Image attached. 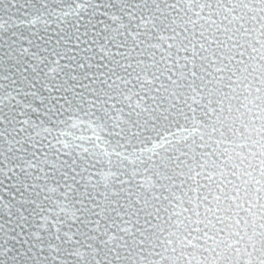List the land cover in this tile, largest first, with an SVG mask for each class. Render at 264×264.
I'll use <instances>...</instances> for the list:
<instances>
[{"label":"snow or ice","instance_id":"6c2138e0","mask_svg":"<svg viewBox=\"0 0 264 264\" xmlns=\"http://www.w3.org/2000/svg\"><path fill=\"white\" fill-rule=\"evenodd\" d=\"M254 5H258L257 12H264V0H230V3L216 0L215 6L207 0L195 7L201 12L207 8L208 19H211L213 11L218 9L235 13L237 6L252 8ZM26 6L15 8L13 4L5 3L4 13L9 16V22L13 20V9L18 13ZM103 7H118L128 17L127 25L122 23L120 28L114 29L115 35L104 29L103 59L99 63L91 56L67 58L70 80L80 91L65 89V93L71 92V95L58 97L59 107L48 109V113L51 123L56 126L67 128L75 127L77 123H89L106 136L102 138L97 133L96 142L87 143H69L52 137L60 147L48 141V149L53 153L51 162L45 155L43 164L37 163L43 179L51 180L56 186L47 191L63 188L65 199L69 192L74 195L71 210L66 209L62 201L55 202V208L74 217L86 229L80 233L85 241L95 243L84 244V252L62 247L72 243L70 240L46 244L40 232L48 229L47 216L41 217L37 231L30 232L26 227L28 217L35 212L30 209L43 189L36 183L21 180L9 185L15 189L14 203L8 206L7 219L0 226L3 241L0 243V264H164V261L180 264L178 257L167 253L170 249L176 253V245L182 243L179 238L181 224L189 234L203 231L205 245L201 247L210 255L198 264H241V261L243 264H264V63L251 70L246 64V60L253 64L264 61V17L259 18L260 27L256 29L255 45L259 48L249 44L246 50L245 45L236 43L230 34L227 39L233 41L231 44L206 36V30L200 29L197 34L195 21L190 18L185 21L180 15L184 11L181 0H151V3L148 0H121L119 6L108 4ZM192 8L189 0L188 11ZM145 13L152 16L155 31L172 34L160 37L173 41L168 48L127 39L137 16L143 22ZM196 15L199 17L200 13ZM233 18L239 19L242 27L246 23L242 16L234 15ZM188 23L193 25V30H188ZM15 26L13 23L12 27ZM135 27L139 29L140 23ZM181 28L183 31L179 30ZM249 31L243 27L244 34ZM223 32L228 29L223 28ZM101 35L89 19L83 25L78 24L76 31L63 39L74 42V51L87 54L93 52ZM109 46L114 51H110ZM213 46L216 50L210 51ZM8 48L11 49V45ZM149 48L161 49L159 59L155 52L148 51ZM11 56L10 50L5 52L6 58ZM3 123L11 128V131L6 127L0 132L7 146L2 153L7 161L8 153L13 152L12 143L21 144L13 132L16 131L15 124L22 122L13 111L3 115ZM190 125L200 127L199 142L193 138L188 143L196 130ZM35 127L33 125V130ZM172 128L178 131L172 132ZM45 131L51 134L52 129ZM162 132L172 139L161 137L163 143L142 149L139 156L129 152L125 158L118 151L137 143L146 144L154 133L160 137ZM217 135L219 140H215ZM209 141L215 145L232 144L237 151L217 162L214 159L218 155L217 149ZM157 147L160 152L156 151ZM209 148L212 151H207ZM113 156L117 157L115 161ZM32 159L37 160L35 151ZM125 159L134 161L131 170L124 163ZM29 167H32L31 163ZM105 167L109 169L107 172ZM218 167H226L239 183L224 176L223 186L218 187L231 203L225 209L217 207L214 210L208 204L211 184L202 181H211L215 173L210 169ZM140 175L144 183H134L133 177ZM109 177H114V182ZM39 178L38 172L36 179ZM49 198L45 196V199ZM215 199L219 200V197ZM185 204L191 206L184 207ZM201 207L205 212L204 220L200 219ZM177 208L181 211H176ZM221 211L230 212L229 219L234 217L235 224L218 227L223 222L222 217L216 216L215 222L210 217ZM182 213L189 215L181 219ZM50 215H57L55 209ZM192 216L196 217L195 221L191 220ZM62 222L57 215L52 226ZM192 223L197 227L193 229ZM201 223L205 230L200 229ZM56 233L55 239L60 240L58 227ZM183 255L181 251L180 256ZM73 256L76 259L70 260Z\"/></svg>","mask_w":264,"mask_h":264},{"label":"water","instance_id":"95a60500","mask_svg":"<svg viewBox=\"0 0 264 264\" xmlns=\"http://www.w3.org/2000/svg\"><path fill=\"white\" fill-rule=\"evenodd\" d=\"M151 3V0H148ZM184 11L180 13L184 17L185 21L189 18L195 21L197 34L199 30H206L205 35L214 39L223 40L227 44L233 43L232 40H228L227 37L230 34L236 43L245 45L246 50L249 44L255 45V37L257 35L256 29L260 27V17H264V12H257L255 10L258 5H254L252 8H245L237 6L235 13L226 12L224 9H218L219 15L216 11H213L212 18L208 19L209 10L207 8L201 10L195 5L199 2H207V0H191L193 8L188 11L189 0H181ZM215 6L216 0H211ZM225 3H230V0H224ZM13 4L15 8H20L21 5H27L20 9V12L16 13L14 9L13 20L9 22V16L5 15L3 5ZM113 4L119 6L121 0H0V132H3L7 126L3 123V115L15 112L17 119L22 123L15 124V132L13 135L16 139L21 141V144L12 143L13 152L8 153L9 159L4 160L3 152L7 147L0 137V226H3L7 219L8 206L13 204L12 195L15 189L9 187L14 182L19 183L21 180H26L28 184L36 183L43 191L41 195L36 197V203L32 205V209L35 210L34 214L28 217L29 225L28 230L30 232L37 231L36 225L42 223L41 217L47 216L48 229L42 230L40 235L47 244L49 241L53 244L60 243L61 240H70L72 243L62 245V247L71 248L80 252L85 251L83 246L86 243H95V241H85L84 236L80 233L86 231L74 217L70 214L65 215L59 209L55 208V202L62 201L66 209L71 210L75 203L73 193L67 194V199L62 195L63 188L57 189L55 192L47 191L48 188H55V184L43 179V172L38 168L37 163L43 164L45 155L49 162H51L53 153L48 149V141H51L55 147L57 145L52 137H57L59 140L69 143H87L89 141L96 142V135L99 133L102 138L106 136L105 133L94 130V125L89 123H77L75 127H67L64 125L56 126L51 123V116L48 113V109L58 108L60 101L57 99L62 95H71V92L65 93V89L72 88L74 91H80L78 87L74 86V82L70 80V68L67 66L69 61L68 57H75L76 59H86L87 56H91L93 61L99 63L102 57V49L104 47L103 32L107 28L111 35H115L114 29L120 28L121 24L127 25L128 17L119 11V8H105L104 5ZM231 6V5H229ZM200 13L198 17L196 13ZM26 13V14H25ZM243 17L246 22L243 27H247L250 31L248 34L243 33V27L239 19H234L233 16ZM19 16V19L16 17ZM256 17V20L252 18ZM89 19L91 23L96 25V31L102 35L98 39L94 46V50L91 53H81L78 50H73V44L68 43L63 39L69 35H72L76 31L77 25H83ZM100 21V23H98ZM152 16L148 13L144 14L143 22L140 21L139 15L137 20L133 22V27L129 31L131 34L127 37L129 41L142 40L149 44H159L161 48L166 49L171 40H162V35L171 36L170 32L161 33L152 28ZM213 21H215L213 23ZM8 22V23H6ZM15 27H12V24ZM140 23V28L136 29L135 25ZM187 28L189 31L193 30V25L188 23ZM223 28H227L228 32H223ZM124 29H121L123 31ZM183 31V28L179 29ZM83 31V28H81ZM91 29L89 32L91 34ZM137 32L139 36L137 37ZM151 33V35H148ZM123 38V37H121ZM179 39V38H177ZM264 39V38H262ZM11 45V49L8 48ZM259 48V45H255ZM11 51L12 56L5 57L6 51ZM26 50V51H25ZM110 51H114L109 46ZM216 50L213 46L210 51ZM148 51L155 52L156 58L159 59L161 49L149 48ZM175 52V49H172ZM250 51V49H249ZM252 55H257L252 53ZM247 59V57H245ZM259 61L253 64L251 61L246 60V64L249 65V69L252 67H259ZM6 68H10V71H5ZM79 71V69H77ZM227 75V73L225 74ZM259 75V73H254ZM8 76L9 79H4ZM77 79H80L78 76ZM15 81V83H13ZM56 89H60L57 91ZM243 93V89H240ZM253 95L255 92L253 90ZM247 95V93H243ZM243 95L241 99L243 100ZM247 103V101H245ZM251 106V105H249ZM30 121L31 123H27ZM35 125V130H33ZM195 127V132L189 138L188 143L194 138L197 142L200 141L201 129L199 126L190 125ZM24 129L21 131V129ZM51 128V134L45 131V129ZM172 132H177V128H172ZM210 131V130H209ZM16 133H19L18 135ZM38 133V134H37ZM187 135V133H185ZM161 137H167L169 140L171 136L166 132H162L158 137L154 133L149 138L148 143H137L134 147H127L125 149H118L122 152L123 157H127L129 152H135L137 156L141 154V150L145 148H152L159 143H163ZM83 138V139H80ZM207 139V137H205ZM220 137L215 136V140H219ZM217 149L218 155L214 159L219 162L221 159L229 155H235L237 149L234 145L229 143H220L219 145L213 144V141H209ZM43 144V147H41ZM35 145V148H33ZM167 147V145H165ZM24 149L23 151H17V149ZM35 151L37 160L32 159V153ZM157 152H160V148H156ZM212 151V148L207 149ZM222 154V155H220ZM150 156L151 153H148ZM117 157L113 156L115 161ZM147 159V157H145ZM29 163L32 167H29ZM124 163L127 164L128 169L134 165V161L131 159H125ZM138 165V162H135ZM109 169L104 168L107 172ZM94 171V170H93ZM116 171L115 168L112 169ZM215 175L212 176L211 181H202V183L211 184L212 191L208 194V204L214 210L219 207L221 209L227 208L231 203L224 198V192L221 191L223 186L224 176H228L234 183H239L235 177L228 173L226 167H218L210 169ZM40 173V178L36 179L37 173ZM98 178V177H97ZM114 182V177H109ZM134 183L143 184L144 178L142 175L133 177ZM220 185L221 187H218ZM203 191V190H202ZM226 191V189H225ZM233 196L235 192L231 193ZM45 196L50 197L45 199ZM219 197V200L215 197ZM17 199L19 196L17 194ZM186 199V198H185ZM79 206L78 204L76 205ZM191 205L185 204L184 207H190ZM55 209L56 214L62 223L53 227V221L57 219V215H50V212ZM14 210V209H13ZM176 211H181L177 208ZM200 219L204 220L205 212L203 207L200 208ZM188 213H182L181 219L188 216ZM244 215V213H241ZM216 216L222 217V224L217 225L223 227L228 224H235V218L229 219L232 214L230 212H216L215 216L210 218L215 222ZM175 219V218H174ZM192 221L196 220L195 216L191 217ZM251 220V217H249ZM188 223V221H185ZM192 228H196L197 225L192 223ZM59 228L60 240L55 239L56 228ZM200 229H204V224L199 225ZM250 231V229H249ZM0 236H2V228H0ZM199 236L200 239H193V237ZM180 240L182 243L177 244L176 253H172L171 249L167 253L168 256H176L179 258L180 264H198V261H202L204 257H208L210 254L204 252L201 245H205L203 239V231H192L191 234L184 229V225H180ZM107 239V237H104ZM176 239V237H173ZM76 241H80V244H76ZM0 239V243H2ZM210 243V242H209ZM192 245H196L193 247ZM112 243L109 242V247H112ZM183 251V257L180 256ZM70 260H75L76 257H70ZM157 259H159L157 257ZM164 264H169L168 261H164ZM243 264V261H241Z\"/></svg>","mask_w":264,"mask_h":264}]
</instances>
